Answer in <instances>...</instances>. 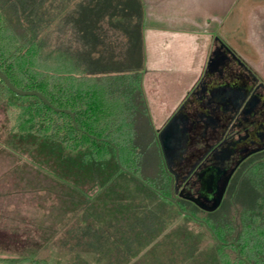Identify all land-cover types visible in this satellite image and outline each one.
<instances>
[{
  "label": "trees",
  "instance_id": "trees-1",
  "mask_svg": "<svg viewBox=\"0 0 264 264\" xmlns=\"http://www.w3.org/2000/svg\"><path fill=\"white\" fill-rule=\"evenodd\" d=\"M50 2L0 0V70L18 88L40 91L58 108L73 112L76 124L70 114L53 110L37 96L14 93L1 79L0 103L16 115L15 131L40 153L39 166L45 174L48 172L72 191V196L70 192L62 195L65 207L58 208L55 201V208L69 214L68 218L61 216L64 221L60 229L73 223L87 226L97 235V242L109 233L117 241L115 246H120L118 253L125 262L141 255L150 264H264L263 252L257 258L259 248L255 257L245 255L241 237L227 238L211 221L206 222L208 228L200 223L215 235V246L211 248L201 234L179 221L193 216L179 211L170 191L127 167L128 142L117 140L107 131L98 97L81 87L83 77L136 69L132 67L141 63L146 0H67L56 6ZM70 3L76 9L65 16L62 11ZM58 19L64 26H55ZM69 21L77 28L74 40L67 43L63 37L68 34ZM102 23L122 30L134 43L137 54L122 70L114 63L105 64L106 57L96 56L102 52ZM109 55V59L113 57ZM253 168L252 182L259 185L263 180L264 185V161ZM72 198L74 204L68 211ZM179 206L185 211L182 204ZM262 207L263 199L255 205L258 213L264 211ZM229 241L234 243L227 246ZM229 249L233 254L226 252ZM51 262L50 254L42 257L38 252L0 256V264Z\"/></svg>",
  "mask_w": 264,
  "mask_h": 264
},
{
  "label": "rangeland",
  "instance_id": "rangeland-1",
  "mask_svg": "<svg viewBox=\"0 0 264 264\" xmlns=\"http://www.w3.org/2000/svg\"><path fill=\"white\" fill-rule=\"evenodd\" d=\"M64 1L67 0H51L50 4L56 6L64 4ZM161 1L146 0V5L150 7ZM67 5V9L62 11L65 16L71 15L76 9L72 3ZM208 7L213 17L220 20L210 22L208 27L201 26L197 31L201 30L212 38L207 40L205 36L199 37L203 45L207 42L210 47L184 46L180 48L182 55L171 58L169 52L174 46L170 44L176 43V37L185 33L180 32L179 28L192 27L193 30L195 24L192 21L196 14H207ZM162 9V22L157 25L161 27L153 29L150 40L147 29H142L141 54L144 57L140 64L132 67L136 69L126 68L127 64H132L128 60H133L137 54L132 47L134 43L131 37L108 23H102L100 32L104 45L99 42L102 52L99 51L101 53L96 56L106 57L107 65L114 63L121 67L120 70L126 69L83 77L79 82L83 89L98 97L102 122L107 131L117 140L128 142L130 151L125 155L127 167L137 171L142 178L154 181L160 188L170 191L173 198H177L172 195L174 179L166 168L154 136L156 128L161 124L160 116L170 106H165L163 101L158 102L157 94L162 95L167 86L169 98L175 94L176 97H182L185 82L195 77L194 71L204 62L205 55L210 54L214 37L223 39L239 55L259 65L260 50L258 52L252 43L258 46L264 41V24H261L264 21V0H165ZM62 19H58L55 26H64ZM202 20L201 25L205 23ZM146 25L150 28V21H146ZM68 28V37H63V40L70 43L74 40L77 27L69 21ZM57 36L52 40L54 44L57 43ZM84 43L79 44L85 46ZM109 54H113L110 59ZM184 71L186 78H181ZM15 116L9 112L6 104L0 103V256L19 257L38 252L42 257L50 254L51 264H150L141 255L123 261L122 255L118 253L121 248L115 246L117 241L110 238L109 233L105 232L97 242V235L87 226H75L73 223L66 229H60L59 225L64 221L61 216L68 218L69 214L65 215L55 208V201L58 208H61L60 205L65 207L62 195L70 192L72 196V191L66 190L64 184L48 175V172L45 174L39 166L40 153L15 131ZM257 195H250L246 189H234L215 213L203 212L186 200L178 201L185 211L193 212L195 218L211 221L227 238L234 235L241 237L245 255L255 257L259 248L258 258L259 252L264 253V233H261V230L264 232V211L258 213L256 209L259 208H255ZM72 201L70 206L67 205L68 211L72 210L74 199ZM178 220L201 234L210 248L215 246L213 234L200 225L202 222L193 217H181ZM224 243L223 246L226 245ZM226 252L233 254V249ZM148 258L150 261V256Z\"/></svg>",
  "mask_w": 264,
  "mask_h": 264
},
{
  "label": "flooded vegetation",
  "instance_id": "flooded-vegetation-1",
  "mask_svg": "<svg viewBox=\"0 0 264 264\" xmlns=\"http://www.w3.org/2000/svg\"><path fill=\"white\" fill-rule=\"evenodd\" d=\"M214 40L194 88L154 134L163 155L158 134L171 121L166 131L169 162L164 161L174 179L177 198L172 201L186 200L206 213L218 211L234 189L258 194L255 205L264 202L263 180L256 185L250 174L264 161V41L252 43L260 50L257 65L223 39ZM222 192L214 211L180 196L210 206Z\"/></svg>",
  "mask_w": 264,
  "mask_h": 264
},
{
  "label": "crops",
  "instance_id": "crops-1",
  "mask_svg": "<svg viewBox=\"0 0 264 264\" xmlns=\"http://www.w3.org/2000/svg\"><path fill=\"white\" fill-rule=\"evenodd\" d=\"M164 1L165 0H162L157 5H155V3H154V5L153 6L150 5V7H147L146 2H145L146 7H145V12H144V21H143V28L142 29H144V28L147 29L148 39L149 40H150V35L152 36L151 33H152L153 29L155 30V29L161 27L160 26L161 22H162L161 13L164 12L163 9H162V4L164 3ZM209 7L207 8L208 10L206 9L207 10V14L206 13L205 14H200V13L196 14L195 18L192 21L195 24L194 27H193V30H192V27L191 28H179L180 32H185V33H183V35L181 37L180 36L176 37V43L172 42L170 44V46H174L173 48H178L177 51L176 50H172L173 48L171 49V51L169 52L170 57L172 56L171 58H174L175 55H182V49H180V48H183L184 46H194V48H197V47L200 48V47H203V46L210 47L207 44V42H206V45H203L202 38H199V37L205 36L207 40L208 39H212V38H209V35H207L206 33H202L201 30L197 31V29L201 28V26L208 27L210 22H219L220 19L216 20L213 17V14L210 11ZM174 20H177V19H174ZM201 20L203 22H205L202 25H201ZM146 21H150V28H149V26L146 25ZM158 24H160V25L157 26ZM261 24H264V21L261 22ZM144 25H146V26L144 27ZM156 31H154V35H155ZM195 32H199V33H195ZM197 34H199V36ZM172 37H174V35ZM189 37H192L193 39H189ZM196 37H198V38H196ZM207 40H205V41H207ZM183 43H187V44L186 45H182ZM208 43H209V41H208ZM142 46H143V43H142ZM175 46H177V47H175ZM208 55H205L204 62L199 64L200 65L199 68H197L194 71L195 77L192 80H187V82H185V91H184V93L181 94L182 97H178V96L176 97V94H175L174 97L170 96V98H169L168 91H167V88H166L167 86H165V91H164V93L162 95L159 94V93L157 94V96H158V100L157 101L158 102L159 101H163L165 106L170 104V106L168 107L169 109L166 108L164 110L165 112L163 113V115L160 116V118L162 120L160 122L161 124H159L157 128L161 127L165 123L167 118L176 110V108L183 102L185 97L194 88L195 84L197 83V81L199 80L201 74L203 73V70L205 68V65H206V62H207V59H208ZM166 66H168V65H166ZM184 74H185V71H184L183 75H181V78L185 77ZM160 79L162 80V78H160ZM155 87H157V85H155Z\"/></svg>",
  "mask_w": 264,
  "mask_h": 264
},
{
  "label": "water",
  "instance_id": "water-1",
  "mask_svg": "<svg viewBox=\"0 0 264 264\" xmlns=\"http://www.w3.org/2000/svg\"><path fill=\"white\" fill-rule=\"evenodd\" d=\"M0 79L7 85V87L13 91L14 93L18 94V95H21V96H37L39 97L44 103H46L49 107H51L53 110L55 111H58V112H65V113H68L72 116L75 124H76V119H75V115L73 112H71L70 110L68 109H62V108H58L57 106H55L54 104H52L50 102V100H48V98L40 91H36V90H24V89H20L18 88L17 86H15L12 81L9 79V77L0 70ZM171 124V121L168 123V125L162 129L159 134H158V137H159V141H160V145H161V148H162V151H163V155H164V159L166 161V163L169 162V156L167 154V151L169 150V147H168V141H167V137H166V131L167 129L169 128ZM117 159H118V162L120 163V157H119V153H118V150H117ZM121 164V163H120ZM124 168V167H123ZM126 170V169H125ZM181 197L185 198V199H188V200H191L193 201L195 204H197L199 207H201L202 209L204 210H207V211H214L216 210L220 204H221V200H222V197H223V192L222 194H220V196L218 198H216L214 200V202L210 205V206H206V205H203L201 204L197 198L195 197H191L189 195L187 196H184L183 193L180 194ZM178 208L179 210L185 214V215H190L188 212H185V211H182V209L180 208V206L178 205ZM200 222L202 223H205V221L203 220H200ZM219 241V240H218ZM220 243H222L221 241H219ZM231 243H234V242H230V243H227V244H231ZM223 244V243H222ZM238 254L240 255V250H238Z\"/></svg>",
  "mask_w": 264,
  "mask_h": 264
}]
</instances>
